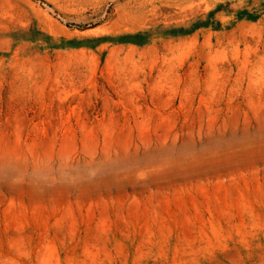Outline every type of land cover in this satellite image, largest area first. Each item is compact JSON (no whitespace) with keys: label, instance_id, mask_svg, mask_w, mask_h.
<instances>
[{"label":"rangeland","instance_id":"1","mask_svg":"<svg viewBox=\"0 0 264 264\" xmlns=\"http://www.w3.org/2000/svg\"><path fill=\"white\" fill-rule=\"evenodd\" d=\"M0 264H264V0H0Z\"/></svg>","mask_w":264,"mask_h":264}]
</instances>
